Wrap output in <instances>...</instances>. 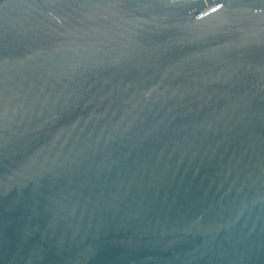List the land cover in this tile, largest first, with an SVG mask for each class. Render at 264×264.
Segmentation results:
<instances>
[{"label":"water","instance_id":"obj_1","mask_svg":"<svg viewBox=\"0 0 264 264\" xmlns=\"http://www.w3.org/2000/svg\"><path fill=\"white\" fill-rule=\"evenodd\" d=\"M0 264H264V0H0Z\"/></svg>","mask_w":264,"mask_h":264}]
</instances>
